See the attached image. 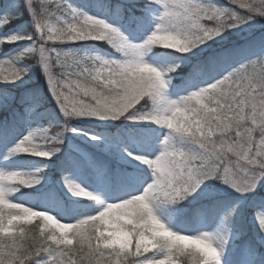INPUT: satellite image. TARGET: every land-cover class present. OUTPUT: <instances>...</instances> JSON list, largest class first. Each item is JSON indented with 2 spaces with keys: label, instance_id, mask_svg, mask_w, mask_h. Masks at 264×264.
<instances>
[{
  "label": "snow or ice",
  "instance_id": "obj_1",
  "mask_svg": "<svg viewBox=\"0 0 264 264\" xmlns=\"http://www.w3.org/2000/svg\"><path fill=\"white\" fill-rule=\"evenodd\" d=\"M0 264H264V0H0Z\"/></svg>",
  "mask_w": 264,
  "mask_h": 264
},
{
  "label": "trees",
  "instance_id": "obj_2",
  "mask_svg": "<svg viewBox=\"0 0 264 264\" xmlns=\"http://www.w3.org/2000/svg\"><path fill=\"white\" fill-rule=\"evenodd\" d=\"M22 191L27 192L28 190H22Z\"/></svg>",
  "mask_w": 264,
  "mask_h": 264
}]
</instances>
